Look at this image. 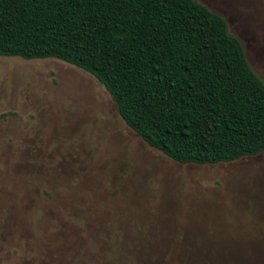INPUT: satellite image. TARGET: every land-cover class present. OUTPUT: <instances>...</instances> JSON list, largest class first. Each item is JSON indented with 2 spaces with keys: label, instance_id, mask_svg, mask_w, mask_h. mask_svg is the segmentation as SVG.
<instances>
[{
  "label": "rangeland",
  "instance_id": "1",
  "mask_svg": "<svg viewBox=\"0 0 264 264\" xmlns=\"http://www.w3.org/2000/svg\"><path fill=\"white\" fill-rule=\"evenodd\" d=\"M197 1L264 81V0ZM0 264H264V153L176 163L87 71L0 57Z\"/></svg>",
  "mask_w": 264,
  "mask_h": 264
},
{
  "label": "trees",
  "instance_id": "2",
  "mask_svg": "<svg viewBox=\"0 0 264 264\" xmlns=\"http://www.w3.org/2000/svg\"><path fill=\"white\" fill-rule=\"evenodd\" d=\"M0 57L87 71L176 163L264 153V81L226 19L197 0H0Z\"/></svg>",
  "mask_w": 264,
  "mask_h": 264
}]
</instances>
